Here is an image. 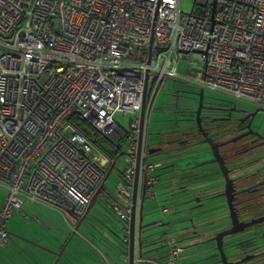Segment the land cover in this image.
I'll use <instances>...</instances> for the list:
<instances>
[{"label":"built area","instance_id":"built-area-1","mask_svg":"<svg viewBox=\"0 0 264 264\" xmlns=\"http://www.w3.org/2000/svg\"><path fill=\"white\" fill-rule=\"evenodd\" d=\"M193 1L185 13L181 0H0V250L24 199L82 219L105 184L110 158L74 117L129 142L117 195L106 205L130 242L137 173L138 188L159 199L152 172L162 164H149L144 151L139 157L145 94L151 106L172 78L264 110V0ZM118 113L134 115L130 129Z\"/></svg>","mask_w":264,"mask_h":264},{"label":"flooded vegetation","instance_id":"flooded-vegetation-1","mask_svg":"<svg viewBox=\"0 0 264 264\" xmlns=\"http://www.w3.org/2000/svg\"><path fill=\"white\" fill-rule=\"evenodd\" d=\"M187 92L195 96L199 106L200 98L198 92L200 90L191 89ZM209 99L210 96L205 93L204 104L207 108L202 111L203 125L215 143L220 162L231 173L230 178L233 180V185L229 182L228 189L235 208L236 228L244 229L237 234L226 237L224 248L230 262H238L237 264H264V221L251 227L244 225L256 219L264 218V131L261 130L259 122L261 120L259 113L262 112L264 114V110L257 107V112L244 111L245 109L240 108L232 98L235 103L228 100L211 101ZM147 107L151 111V106ZM184 108H168L172 117L165 123L168 125L165 135H169L166 142L150 145L147 139L142 146V151H144L146 159L158 153L161 155L166 153V155L170 156L173 161H169L166 166L163 165L161 168L163 170L170 168L167 171V173H170L168 180L181 179V186L186 188L185 194L190 201L195 202L192 207L193 213L195 211H205L202 208L207 205L215 209L217 203L220 202L213 203L211 201L216 200L218 195L223 194L226 188L225 186H219L212 189L213 191L209 189V191H201L203 187L213 185L211 184L213 182L210 181L211 177H218L221 174L217 169H215L214 174L206 172L217 168L218 164L197 168L203 160L205 161L204 163H208L213 161L215 157L207 144H199L204 140V137L196 123V111L198 108L193 110L195 113L189 114L188 117H185L188 114L184 113L186 111ZM188 118L195 122L187 125ZM261 118L264 119V116L262 115ZM176 147L177 150L174 151ZM151 148H157L158 150L150 154L149 150ZM177 152L181 154H177ZM204 156L210 157L203 159ZM185 159H187V162L183 164ZM159 163L163 164L161 161ZM207 181L211 183H206ZM141 193H144L143 197H145L146 202L145 188L141 190L137 188V195ZM219 198L223 199L221 203L226 202L225 197ZM198 199L201 200L198 201ZM213 222L214 224L217 222L218 225V230L215 234L231 229L233 219L230 216L229 209L225 214V222L221 226L218 221ZM244 234L251 236L248 238L241 237ZM193 237H198L197 240L205 238L197 229ZM193 241L194 246L203 245L199 242L197 244L196 240ZM219 259L209 264H217Z\"/></svg>","mask_w":264,"mask_h":264},{"label":"rangeland","instance_id":"rangeland-1","mask_svg":"<svg viewBox=\"0 0 264 264\" xmlns=\"http://www.w3.org/2000/svg\"><path fill=\"white\" fill-rule=\"evenodd\" d=\"M193 7V0H181V9L183 12L191 13L193 11ZM189 58L190 56L188 55L185 58L180 59L178 63V68L181 73H187ZM191 89H195L197 91L201 90L200 87L192 83H188L186 81L174 80L172 78H168L162 81L158 88V91L155 93L152 102L153 105L151 104L150 107L151 116L149 119V124L147 125L146 123L147 129L149 127L148 134H145V138L148 139V144H162L166 142L167 137L169 135H165V131L168 128V125L165 123L170 117H172V115L168 111V108L189 107L192 110H196L198 108V101L195 96H192L188 92L186 93V91ZM205 93L207 96H210L209 100L211 101L228 100L232 103H235V101L229 98L230 96L227 94L221 92H213L210 90H206ZM151 96L149 97V104L151 101ZM236 104L240 108L245 109L244 111L257 112V107L251 103L238 101L236 102ZM262 115L264 116V114L260 112L259 117L261 120H259V122L261 124V130L264 131V119L261 118ZM133 118L134 115L132 114L124 116V113H118L116 115V119L125 129H130V122ZM147 129L145 127V131H147ZM120 141H122L121 143L123 144L121 151L128 153V149L130 146L129 142L127 140H118V142ZM208 157L210 156H204L203 159ZM160 161L163 163L164 166H166L169 161L173 160L170 159V156L168 155H158L150 157L148 159L149 164H158ZM185 162H187V159L183 161V164ZM204 162L205 161L203 160L200 163ZM126 167V156L122 155L118 158L115 169L112 171L110 177L105 182L104 193H106L107 195H117L116 187L120 181L121 176L118 171L122 172L126 169ZM168 170H170V168H168ZM168 170L158 168L156 171L152 172V175L157 178L156 188L158 190L159 199L155 201L147 199L144 204L143 226L145 237L149 235L160 234L166 231V228L157 227V223L164 220V215L160 211L164 207L172 208L173 210L172 215H165V219L170 226V236L172 238L179 236V232L183 230L184 225L188 226V219L191 216L189 206L193 205L195 202L190 201V199L185 194L186 188H183V186H181V179L173 181H171L170 179L168 180V177L170 175V173H167ZM207 182L211 183L210 181ZM215 188L216 187L213 185V187L209 190ZM222 200V198H217L216 200L211 201L213 203L217 201L220 202L217 203L216 209H213V207H209L208 205L202 209L205 211L213 212L214 218H216L217 215L218 218L222 215L224 219L223 221L225 222V214L226 211H228V206L224 202L221 203ZM102 209L104 210V213H107L109 217H106L102 214ZM105 209L106 208L98 202L97 204H95L93 210L90 211L87 217L85 218L84 223L86 224L84 225V227H86L87 230L91 231L92 233H95V235H92L91 233L90 235L85 230L81 229V232L84 234V239L86 240V243H82L80 239L81 233L73 234V228L71 229L70 235L73 234V241L72 244L66 248L64 254H62L60 258V264H84L85 262H88V264H105V259L103 258V255H106L115 264L123 263L122 251L125 250V247L124 245H122L121 238L118 237V234L121 235V231L118 225L121 224L117 221V218L113 213H111L107 209L106 211ZM221 210L223 211L220 212ZM198 215V213H194L195 217ZM61 216L62 222H66L63 220L62 214ZM71 219L73 221L75 220L74 217H72ZM216 221H219V225L224 223L222 220L219 219H216ZM62 222L59 221V225H62ZM77 224L78 221L75 225L77 226ZM11 232L15 233L14 231ZM250 236L251 235L249 234H244L241 237L248 238ZM66 241L67 240H65V242ZM187 243L188 242H185V245H187ZM56 247H59L58 251H61L63 249L62 248L60 250V246ZM96 248H98V250H96ZM75 249L78 250L74 251ZM58 251L57 254L59 253ZM213 251L215 250H212L211 252ZM190 252L191 249H187L181 254V258H183V260H181L179 264H183V262L184 264H191V261L187 260V256L190 254ZM13 263L16 264L15 262Z\"/></svg>","mask_w":264,"mask_h":264},{"label":"crops","instance_id":"crops-1","mask_svg":"<svg viewBox=\"0 0 264 264\" xmlns=\"http://www.w3.org/2000/svg\"><path fill=\"white\" fill-rule=\"evenodd\" d=\"M149 112L151 114V111ZM148 129L147 131H145V134H148ZM143 138H145V135ZM176 150L177 147L175 148L174 151ZM177 154H181V153L177 152ZM162 155H166V153H162ZM138 187H139V181H138ZM104 190H105V184L101 192V195H104L106 197V200H100L98 198L95 204L99 202L109 211L106 202H109L111 198L112 197L114 198L116 195H107L106 193H104ZM143 196L144 193L137 195L135 226L137 225V222H140L141 219V203ZM5 197H6V191L0 189V207L3 204ZM94 206L92 207L91 211L93 210ZM222 211L223 210H221L220 212ZM101 212L104 216H107V213H104L103 209ZM196 213L199 214L198 216H196V219L201 223L216 221V219L222 221L224 220L222 215L219 216V218L218 215L216 218H214L213 212L196 211ZM61 214L63 215V220L66 222H62ZM72 217H74L72 213L68 211H63L58 207L37 200L33 201L31 199H24L21 210L14 211L12 216L8 219V222H6L5 224L6 231L8 232L9 235V242L6 245L1 246L0 264H14L13 262H15L16 264H60L61 262L60 258L62 254H64L66 248L72 244L73 241L72 237L74 233L76 234L81 233L80 239L82 243H86L85 242L86 240L84 239V234L81 232V229L85 230L88 234L91 233L92 235H95V233H92L91 231L87 230L86 227H84V225L86 224L84 223L85 219L81 222V224H79L80 219L74 217L75 220L73 221L71 219ZM59 221H61L63 224L59 225ZM77 221L78 224L76 226L75 224ZM214 226H215V231H217L218 230L217 222L214 224ZM71 229L74 232L73 234L70 235ZM11 231H14L15 233H12ZM135 237H137V234ZM65 240L67 241L65 242ZM56 246H60V250L62 248L63 249L61 251H58L59 247ZM97 249L98 248H96V250ZM76 250L78 249H75L74 251ZM57 251L59 252L58 254ZM134 253H135L134 260L136 264L137 260H139V255L138 252L136 253L134 251ZM181 260H183V258H180V261ZM187 260L189 259L187 258ZM84 264H88V262H85Z\"/></svg>","mask_w":264,"mask_h":264},{"label":"water","instance_id":"water-1","mask_svg":"<svg viewBox=\"0 0 264 264\" xmlns=\"http://www.w3.org/2000/svg\"><path fill=\"white\" fill-rule=\"evenodd\" d=\"M214 4H215V2H214ZM198 95H199L200 99H199V106H198V109L196 111V123H197V126L199 128L200 133L204 137V140L201 141L199 144L200 145L207 144L209 146V148L213 151V155H214L215 159L211 162H208V163H201L200 165H198L197 168H201V167H205V166L213 165V164H218L217 168H214V169L206 171V172L214 174L215 169L219 170L221 175H219L218 177L217 176L211 177L210 181L213 182V185L215 187L225 186V188H226L225 192L221 195H218V198L219 197H225L226 198L225 203L228 206L227 208L230 211V216L233 219V226L231 229L218 232L212 238H210V241L213 240L215 242V244H216L215 250L220 255V261L217 264H237L238 262L235 263V262L229 261L227 255L225 253V250H224L225 238L229 237L231 235L237 234V233L241 232L242 230H244L243 228H241V230L236 228L235 208L233 205V199H231L230 194H229V189H228L229 182L231 185H233V180L230 178L231 173H230L229 169H226L223 166V164L220 162L221 161L219 158L220 156L217 152V149L215 148V143H214L213 139L209 136V133L206 132V129L204 128V125H203L202 111L204 108H207L204 104L205 89L201 88L200 92H198ZM146 97H147V94H145L144 103H143V107H142V111H141V115H140L141 124H140V135H139V145H140L139 146V157H140L141 152H142L143 137H144V132H145L144 128L146 127L145 122L147 121V125H148V119L150 118L149 117L150 112H149V110H147V106H146V100H147ZM144 141L146 143L147 139L145 138ZM117 146H118L117 147L118 149H121L123 144L118 143ZM157 150H158L157 148H151L149 150V152L151 154ZM126 154L127 153H125V152H120L117 159L112 163L111 167L109 168V171L107 172L106 180L110 177L112 171L115 169L116 162H117L118 158L121 157L122 155H126ZM158 155L159 154H155L153 156H158ZM118 173L120 174L121 172L118 171ZM191 180H195V179H191ZM222 180H224V181H222ZM206 183H208V182H206ZM213 185H208L206 187H203L201 189V191L202 190L206 191V190L212 188ZM103 188H104V185H102L101 189L98 191V193L96 194V196L92 200V202H91V204L87 210V214L91 211L92 207L97 202V198H98L99 194L102 192ZM137 188H138V173L136 174V178H135V182H134V189L132 191V193H133V212H132L131 220H130V243H129L130 260H129V264H135V260H134L135 259V253H134V251H135V219H136V207H137ZM200 200L201 199H198V201H200ZM144 204H145V197H143L142 203H141V219L139 222L141 225L143 224V219H144V216H143ZM71 213H73V212L71 211ZM86 215L82 219H80L79 224H81V222L85 219ZM263 221H264V218H260V219L254 220L251 223H247L244 225H246L247 227H251V226L256 225L258 223H262ZM141 248H142V245H141ZM212 250H214V249H212Z\"/></svg>","mask_w":264,"mask_h":264},{"label":"bare ground","instance_id":"bare-ground-1","mask_svg":"<svg viewBox=\"0 0 264 264\" xmlns=\"http://www.w3.org/2000/svg\"><path fill=\"white\" fill-rule=\"evenodd\" d=\"M194 204L189 206L191 216L188 219L189 221L188 226L184 225L183 230L179 232V236L178 237L176 236L174 238L170 236V226L165 219V215L167 216L172 215L173 210L172 208H167V207L162 208L160 210L161 213L164 215V220L158 222L157 227L166 228V231L162 233L165 249L167 252L165 263H160L155 258L151 259L144 257V250L149 251L151 250L152 246L146 247V242H145L146 237L144 236L143 224L142 225L139 224L135 226V236L137 234V237H135V248H137V252L139 253L140 258L143 259L144 263L149 262V264H179L181 254L187 249H191L190 254L187 256V258L191 261V264H209L210 262H213L214 260H218L220 258L219 253L215 250L216 244L214 245L213 240L210 241V238H212L216 233L214 222L211 221V222L201 223L200 221H198L194 216V213L196 211L193 213L192 210ZM196 229L199 230L200 233H202V235L205 237L204 239L197 240L198 237L196 238L193 237ZM193 240H196L197 244L199 242L202 243L203 245L194 246ZM185 242H188L187 245H185ZM212 249H214L215 251L211 252ZM225 253L227 255L226 250Z\"/></svg>","mask_w":264,"mask_h":264},{"label":"trees","instance_id":"trees-1","mask_svg":"<svg viewBox=\"0 0 264 264\" xmlns=\"http://www.w3.org/2000/svg\"><path fill=\"white\" fill-rule=\"evenodd\" d=\"M184 109L186 110L184 113L188 114L185 117H188L189 114H192L194 112L189 107H185ZM73 121L77 125V127L80 129V131L85 136H87L104 154H106L110 158L111 165H112V163L117 159L118 155L121 152V150L117 148L118 147L117 144L121 143L122 141L115 143L113 140L104 136L97 129L92 127V125H90L89 123H86L85 120L80 118V117H78V118L74 117ZM192 122H195V121L188 118L187 125L192 124ZM162 167H163V164H162ZM108 209L111 213H113L116 216L117 221L121 224V225H118V227L121 231V235L118 234V237L121 238L122 245H124V247H125V250L122 251L123 252L122 253L123 263L122 264H128V262L130 260V255H129V243L130 242L124 241V234H125V231L127 230L126 224H125V222H123V220L121 218H119L116 215V213L112 209H110V208H108ZM109 219H111V218H109ZM145 242H146V247L152 246V248L149 251L144 250V257L151 258V259L155 258L160 263H165L167 252L165 249V244H164V240L162 237V233L147 236L145 238ZM136 251H137V248H135V252ZM138 255H139V253H138ZM136 256H137V254H136ZM103 258L105 259V262H104L105 264H115L106 255H103ZM139 260H142V261L138 264H149V262L144 263L143 259L140 258V256H139ZM136 264H137V262H136Z\"/></svg>","mask_w":264,"mask_h":264},{"label":"clouds","instance_id":"clouds-1","mask_svg":"<svg viewBox=\"0 0 264 264\" xmlns=\"http://www.w3.org/2000/svg\"><path fill=\"white\" fill-rule=\"evenodd\" d=\"M201 88V87H200ZM144 131H145V129H144ZM145 133V132H144Z\"/></svg>","mask_w":264,"mask_h":264}]
</instances>
